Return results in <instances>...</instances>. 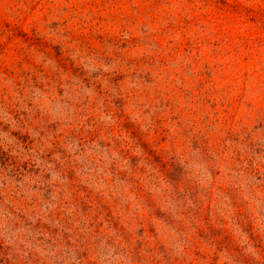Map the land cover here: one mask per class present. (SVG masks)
I'll return each mask as SVG.
<instances>
[{"label":"rangeland","instance_id":"374dc122","mask_svg":"<svg viewBox=\"0 0 264 264\" xmlns=\"http://www.w3.org/2000/svg\"><path fill=\"white\" fill-rule=\"evenodd\" d=\"M0 264H264V0H0Z\"/></svg>","mask_w":264,"mask_h":264}]
</instances>
